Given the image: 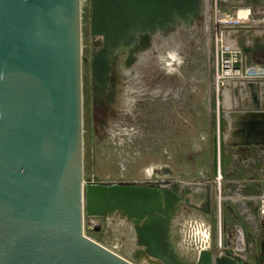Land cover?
Segmentation results:
<instances>
[{
  "label": "water",
  "instance_id": "water-1",
  "mask_svg": "<svg viewBox=\"0 0 264 264\" xmlns=\"http://www.w3.org/2000/svg\"><path fill=\"white\" fill-rule=\"evenodd\" d=\"M205 2L93 0L96 33L106 38L95 62L97 103H115L112 73L133 65L130 50L194 26ZM235 118L231 145L264 146V113ZM169 184L85 178L82 0H0V264H132L86 235V218L115 213L140 225L150 257L178 264L166 243L169 219L190 202ZM262 251L258 264L264 239ZM204 256L206 264H250Z\"/></svg>",
  "mask_w": 264,
  "mask_h": 264
},
{
  "label": "rangeland",
  "instance_id": "rangeland-1",
  "mask_svg": "<svg viewBox=\"0 0 264 264\" xmlns=\"http://www.w3.org/2000/svg\"><path fill=\"white\" fill-rule=\"evenodd\" d=\"M205 13L209 16L210 8L192 27L180 24L168 37H154L148 49L153 62L147 67L130 50L135 62L130 68L123 62L115 65L111 84L117 90L116 101L110 105L105 100L103 107L96 100L95 62L106 38L102 32L96 33L93 0H82L85 178L171 182L169 188L190 202L184 201L180 216L195 212L210 226V244L207 252L201 251L200 261L209 252L220 258L239 254L246 262L256 264L263 252V231L257 221L248 218L243 203L251 206L255 216H250L255 219V206L259 207L264 196V159L259 157L264 146L230 144L236 114L252 108L238 98L222 96L221 56L216 60L220 33L214 20L206 26ZM167 47L173 48L175 57ZM250 99L253 108L264 110V98L257 97L260 103ZM118 110L122 111L123 124L117 131L120 136L113 137L110 124ZM123 110L127 111L125 116ZM124 130L129 131L128 137ZM256 150L260 152L253 158L256 161H248ZM192 199L202 202L201 206H192ZM95 219L93 229L91 219L85 221L86 235L92 240L130 263H152L144 260L150 256L136 232L140 225L134 220L121 213ZM124 220L132 222L139 239L136 245L140 243L141 249L132 241L131 227ZM138 252L144 253V259L133 255Z\"/></svg>",
  "mask_w": 264,
  "mask_h": 264
},
{
  "label": "built area",
  "instance_id": "built-area-1",
  "mask_svg": "<svg viewBox=\"0 0 264 264\" xmlns=\"http://www.w3.org/2000/svg\"><path fill=\"white\" fill-rule=\"evenodd\" d=\"M210 2H213L214 6ZM210 4V6H209ZM213 7V8H212ZM210 8V15L207 13V23L214 20L216 31L220 33V42L217 43V61L221 56L222 66V96L235 97L244 105L252 109L238 112H262L264 110L253 108L255 98H264V0H206L204 10ZM211 11L213 13H211ZM237 111V109H236ZM117 117L110 124V133L114 137L121 131V110H118ZM124 116L127 111L123 110ZM133 132V131H132ZM129 136V131L124 130ZM118 140V139H117ZM253 147V146H247ZM259 148L260 146H255ZM263 155L256 150L250 155L248 161L255 162V154L264 159ZM90 181H99L98 178H91ZM126 182L124 180L105 182ZM207 195V194H206ZM257 200V199H256ZM242 202V201H241ZM243 203V202H242ZM246 215L250 220L257 221V225L262 229L264 236V196L260 198L259 207L255 206L256 218L251 206L246 205ZM255 216V215H254ZM90 227L95 228L97 220L90 218ZM242 231V229H241ZM86 232V231H85ZM243 233V231H242ZM244 237V236H243ZM237 255V254H236Z\"/></svg>",
  "mask_w": 264,
  "mask_h": 264
},
{
  "label": "bare ground",
  "instance_id": "bare-ground-1",
  "mask_svg": "<svg viewBox=\"0 0 264 264\" xmlns=\"http://www.w3.org/2000/svg\"><path fill=\"white\" fill-rule=\"evenodd\" d=\"M173 28L169 29L167 31V33H165V34L164 33H158V34H155V35H151L150 45L152 44V39L154 37L158 36L159 34H161L162 37H164L166 35L168 37V34H170V32L172 33V31H174L175 28L174 29ZM139 39H141V38L139 37ZM150 45L147 46L146 48L145 47L140 48L141 50H138V51L132 50L133 52L135 51L134 52L135 53V57L138 56V55H139V57H141V62L144 63L143 65L145 67H147L149 64H151L153 62L152 57H150V54H149L150 50H148L150 48ZM167 49H168V47H167ZM172 49L173 48L171 47L168 50L170 51L171 56L175 57L174 56L175 53L171 52ZM174 61H175V59H174ZM144 66L141 67V68H144ZM142 86L144 87V83H142ZM201 188H203V186ZM185 202L182 201L180 204L177 205V208H176V210L173 213L174 215L171 216V218L169 219L170 230H169L168 238L166 239V243H167L168 248L170 249V251L172 253V256H173V259H174V261L176 263H178V264H206L207 263V257L204 256V254H206V253H204L202 255L201 261H200V255H201V251L207 252L206 248L210 244V226L203 219V217L201 215L196 214L195 212L185 213V215H186L185 217L184 216L182 217L183 214H181V216H180L179 211L182 208V206L184 204H186ZM201 203L202 202H197V201H195L193 199L191 201V205L194 206L195 208L196 207L199 208L201 206ZM244 207H246V206H244ZM124 221L127 223L126 226L131 227V235H132L131 239L134 242L135 246L138 247V245L140 243L138 245H136V240L138 238H136V236H135L134 228H133V225L131 224L132 222H129V221H126V220H124ZM135 231H136V229H135ZM136 232H138V231H136ZM221 247H222V244H221ZM138 248L141 249L140 247H138ZM146 251H147V249H146ZM134 254H136V255L138 254L137 255L138 257H141L142 259H144L143 258L144 253L142 254L141 252H138V253H133V255ZM145 256H146V252H145ZM238 257L240 259H242V256L239 255V254H238ZM150 258L147 256L144 260L147 261V262H152L151 264H157L155 261H152ZM144 260H142V261H144Z\"/></svg>",
  "mask_w": 264,
  "mask_h": 264
},
{
  "label": "flooded vegetation",
  "instance_id": "flooded-vegetation-1",
  "mask_svg": "<svg viewBox=\"0 0 264 264\" xmlns=\"http://www.w3.org/2000/svg\"><path fill=\"white\" fill-rule=\"evenodd\" d=\"M262 257H263V252H262V255L258 258L256 264H258V262H260V260L263 259ZM263 263H264V261H263Z\"/></svg>",
  "mask_w": 264,
  "mask_h": 264
}]
</instances>
